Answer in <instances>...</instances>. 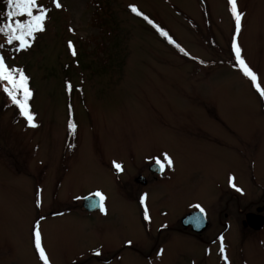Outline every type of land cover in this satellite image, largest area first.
<instances>
[{
	"label": "rangeland",
	"instance_id": "obj_1",
	"mask_svg": "<svg viewBox=\"0 0 264 264\" xmlns=\"http://www.w3.org/2000/svg\"><path fill=\"white\" fill-rule=\"evenodd\" d=\"M39 3L49 9L48 19L29 48L18 50V41L11 46L0 34V55L29 77L28 103L36 125L29 126L22 115L15 119L6 84L0 82V264H43L34 235L39 214L47 216L39 228L50 264H264V226L250 231L240 224L235 239L233 231L225 237L228 263L212 249L206 255L193 237L177 235L159 259L145 260L127 250L107 258L106 248L121 249L127 239L138 242L146 223L138 221L137 206L129 211L123 201L136 189L128 184L124 193L127 186L118 185L116 177L110 183L102 160L121 158L137 166L144 157L167 154L173 161L167 166L170 185L146 190L148 209L160 205L179 219L186 204L197 199L219 210L222 222V212H231L236 200L215 190L218 182L226 183L232 163L222 158L216 163L211 147L200 162L193 158L200 139L198 144L216 145L215 133L229 145L221 117L238 138L252 135L254 140L242 161L253 150L257 182H249L251 196L239 197L237 206L242 209L250 199L264 204V129L257 128L255 117L259 101L233 56L236 44L264 88V0H236L239 31L230 0H60L59 9L52 0ZM2 13L0 8V25L7 17ZM68 127L74 128L71 136ZM96 187L106 194L105 214L87 218L50 210L52 202L54 207L71 203V195ZM38 192L45 200L41 210L35 207ZM173 226L179 227L178 221ZM151 244H138L136 250L145 252Z\"/></svg>",
	"mask_w": 264,
	"mask_h": 264
},
{
	"label": "flooded vegetation",
	"instance_id": "obj_2",
	"mask_svg": "<svg viewBox=\"0 0 264 264\" xmlns=\"http://www.w3.org/2000/svg\"><path fill=\"white\" fill-rule=\"evenodd\" d=\"M245 81L250 88V90L253 92L255 97L258 99L259 104L257 105L259 107V111L255 110L257 113L256 120L259 122V126L257 128H260V131L264 129V97L260 95V93L257 91L256 87L254 86L253 81L251 80L250 77L245 75ZM256 83L260 84V87L263 88V85L260 83V81L257 79ZM256 106V108H257ZM220 117V116H218ZM220 125L221 127L225 130L228 131L227 138L229 142L226 144L229 145H224L222 144L221 138L223 136L220 133H215L219 139H216L214 143H216L215 146H208V145H203V144H198L201 143L198 142L195 145L194 148V160L197 162H200V157L203 153H205L206 147H211L212 151L216 150V154L214 156L215 162L217 163L219 158H222L224 160L231 161L232 166L227 169L228 171V179L226 183L222 184L218 182L217 188L215 190V194H218L217 192H224V194H229L231 198H235V208H230V211L234 209L233 216H231V212L229 210H225L222 212V209L220 211L224 213V220L221 222V218L218 216V212H213L209 210L206 207V204L202 200H193L191 199L189 202L186 204V207L183 210V213L179 219H176L175 216L172 214H169L164 207H161L158 205L157 210L156 209H148V195L147 191L149 189H152L157 186L159 183H163V186L167 187V185H170V178L167 174V165L163 168H161L155 161L160 158L159 155H152L150 157H144L142 163L139 165L135 166L133 164L127 165L126 162L121 159V158H110V159H105L102 157V160L104 161L103 166L107 167L109 170L108 174L110 176V183L114 181V178L116 177L118 185L122 186H127L126 189L123 191L126 193L128 190V184H130V188L132 189L133 187L136 190H133L132 193V198L130 200H124L115 189L112 190L113 194L118 197L119 199H123L124 203L128 206L129 211L132 210L135 206H137V211L139 214V219L138 221H143L145 222V226H143L142 234L140 236V239L138 242H130L128 239L125 240L120 246L121 249H115L114 247H108L104 250V255L107 258H113L118 256L119 254L121 255L122 251H129V252H135L138 256L145 260H154V259H159L162 258L166 254V246L169 243L168 241L173 238V235L177 236H190L195 239L200 245H203L205 247V251L208 252L210 249L215 251V254L217 256L221 257V247L224 248V252H226V256H228L227 253V242L225 237L227 236L229 231H233V233H230L233 238L235 239L236 236V231L237 227L239 228V224L245 229V230H253L251 229L248 224L245 222V218L247 214H254V215H262L264 212V204L262 205H257V203L253 202V200H249L244 203L243 208L241 209L239 206V197H248L251 196V186L249 185L250 183H256L257 181L255 180L256 174L255 172V154H253V150L250 153V157L247 158L245 161H242L243 157H248L249 155L247 154L246 149L250 148L253 146L254 140L253 136L251 135L248 138H238V135H236V132L234 131L231 126L230 128L225 125V122H223L222 118H219ZM261 120V121H260ZM229 135V136H228ZM190 136V135H189ZM191 137V136H190ZM264 137V136H263ZM224 139V140H225ZM243 145L244 150H241L238 148V146ZM189 157V155H188ZM250 159V161H249ZM113 161H116L121 164L122 166V171H117L114 166H113ZM242 161V162H241ZM247 161H249L248 166ZM200 165V164H199ZM72 168V167H71ZM73 171V168H72ZM71 171V172H72ZM130 171V173H128ZM65 176L67 174H64ZM230 177H234V183L236 187H233L232 184L230 183ZM199 178L203 179V176L200 175ZM198 178V179H199ZM196 179V182L199 187V195H202L204 191L203 186H199L201 184L200 180ZM191 182V179H190ZM192 183L194 184L193 180ZM58 184V183H57ZM56 184V185H57ZM123 184V185H121ZM195 185V184H194ZM260 186L261 183H259ZM133 186V187H132ZM244 187L247 189L244 190ZM224 188V189H222ZM226 188V189H225ZM120 189V188H119ZM237 189H240L239 191ZM264 189V186L261 188ZM100 191L102 192L105 197L106 194L101 188H94L93 190L90 189L86 194H83L81 192L80 195H71V203L67 202L63 204H57L55 207L52 205L50 207V210L54 208L55 211H57L58 214H68L72 212H77L80 213L82 216H85L87 218L91 217L92 215L96 214H105L107 211V205H106V199L102 202L105 211H101L100 209L96 211L89 212L87 211L84 206H83V200L86 197L90 196H95L94 194ZM219 193V194H220ZM65 194V193H64ZM63 195V194H62ZM70 194L66 195L65 197L69 196ZM264 196V194L262 195ZM260 197L261 200H264L263 197ZM141 198H144V203H141ZM41 201L44 203L45 200L42 198ZM74 204V205H73ZM101 204V201H100ZM199 205L200 207H197ZM255 205V206H253ZM229 206V203H227L226 207ZM41 207V205H40ZM59 208V209H56ZM145 208H147L148 211V216L149 219H145ZM203 209L201 211L200 209ZM40 209V208H39ZM49 210V215H53L54 212L52 211L50 213ZM166 211V212H165ZM231 213V214H230ZM221 213H219L220 215ZM244 214V220L240 219V223L238 221V216L242 218ZM177 217V216H176ZM39 220L42 221L45 219L43 217V214H39L38 216ZM185 218V221L183 222L182 219ZM178 221L179 227H174L173 224ZM235 228V229H234ZM242 228V229H243ZM240 229V228H239ZM209 230V231H208ZM208 231V232H207ZM255 231V230H254ZM260 231V230H258ZM162 241L159 243L161 236ZM221 237L223 240H221ZM151 244L150 248L144 249L145 245ZM143 246L144 244V250L143 251H138L136 250L137 245ZM115 252L114 254H110V252ZM121 251V252H120ZM205 252V253H206ZM217 252V253H216ZM214 258L216 256L214 255Z\"/></svg>",
	"mask_w": 264,
	"mask_h": 264
},
{
	"label": "snow or ice",
	"instance_id": "obj_3",
	"mask_svg": "<svg viewBox=\"0 0 264 264\" xmlns=\"http://www.w3.org/2000/svg\"><path fill=\"white\" fill-rule=\"evenodd\" d=\"M233 14L236 19V28L239 31L240 28V14L236 11V0H230ZM54 6L59 9L62 7L60 0H52ZM9 11L7 12V19L10 21L3 26H0V34H3L7 42L11 44L13 41L19 42V49L24 50L31 46L29 43L30 40L35 39V34L38 32L45 31V21L48 19L49 9L39 3V0H7ZM133 12H137L135 6L132 7ZM140 14V13H138ZM18 17H27L26 20L18 19ZM147 19V17H145ZM151 23V21H149ZM166 35V33H162ZM69 48L72 49V54L76 55L74 46L72 42L69 41ZM3 45L0 44V48ZM237 59L240 64L243 66L244 74L251 78L256 87L257 91L262 97H264V88L260 87L257 81V74L253 72L245 62L239 57V48L236 49ZM29 77L25 74L23 69L11 68L7 64L3 55H0V82L6 84L3 88V91L10 97L12 102L19 108L20 114L26 119L29 126L35 127L34 123V114L31 112L29 106V100L32 97V91L28 86ZM71 89V84L68 85ZM23 95V99H20V95ZM74 127V125H70ZM161 168L171 166L173 161L170 156L165 154L162 158H159L155 161ZM113 166L117 171H122V166L120 163L113 161ZM235 178L230 177V183L233 187H236L234 183ZM238 191L240 189H237ZM96 197H99L101 201V211H105L103 206V201L106 199L105 195L97 191L94 194ZM141 203H144V198H141ZM197 207H200L197 205ZM203 211V209H200ZM145 219H149L147 208H145ZM35 247L39 252V258L43 261V264H50L49 259L46 255L44 248L41 243V231L39 228V223L37 222L35 231ZM221 240L223 238L221 237ZM221 253H224V248L221 247ZM227 261V256L224 257Z\"/></svg>",
	"mask_w": 264,
	"mask_h": 264
},
{
	"label": "water",
	"instance_id": "obj_4",
	"mask_svg": "<svg viewBox=\"0 0 264 264\" xmlns=\"http://www.w3.org/2000/svg\"><path fill=\"white\" fill-rule=\"evenodd\" d=\"M84 206L89 211L97 210L99 207L97 205V199L96 198H88L84 201ZM185 221V218L183 219V222ZM246 223L253 229L258 230L262 227L264 224V217L261 215H254V214H247L246 216Z\"/></svg>",
	"mask_w": 264,
	"mask_h": 264
},
{
	"label": "trees",
	"instance_id": "obj_5",
	"mask_svg": "<svg viewBox=\"0 0 264 264\" xmlns=\"http://www.w3.org/2000/svg\"><path fill=\"white\" fill-rule=\"evenodd\" d=\"M0 8H1V10H3V13H2L3 16H6L7 12L9 11V7H8V4H7V0H0ZM5 12H6V14H5ZM137 13H138V12H137ZM134 15L137 16V17H139V18H141V17H140V14H136V13L134 12ZM4 19H5V18H4ZM147 20H148V19H147ZM3 21H4L3 24L5 25V24H6V21H7V17H6V19L3 20ZM0 26H3V25H0ZM155 28H157L159 32H161V33H165L161 26H158V25L155 24ZM163 35H164V34H163ZM165 36L170 40L168 34H166ZM13 43H14V42L11 43V46H14ZM14 44H16V43H14ZM9 45H10V44H9ZM109 54H110V53H109ZM11 104H12L11 106L13 107L15 113H16V114H19V112H18L19 108H18L14 103H11Z\"/></svg>",
	"mask_w": 264,
	"mask_h": 264
}]
</instances>
